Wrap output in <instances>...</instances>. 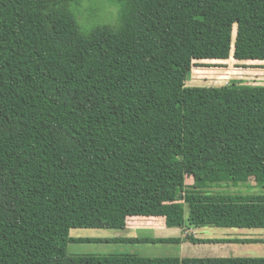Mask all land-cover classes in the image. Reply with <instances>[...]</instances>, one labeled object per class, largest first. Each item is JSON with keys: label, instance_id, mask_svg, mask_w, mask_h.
I'll return each mask as SVG.
<instances>
[{"label": "trees", "instance_id": "trees-1", "mask_svg": "<svg viewBox=\"0 0 264 264\" xmlns=\"http://www.w3.org/2000/svg\"><path fill=\"white\" fill-rule=\"evenodd\" d=\"M72 1L0 0V264H264L67 251L264 229L263 192L214 190L251 173L264 186V86L185 83L196 60H264V0H118L119 25L87 33ZM129 216L184 236H70Z\"/></svg>", "mask_w": 264, "mask_h": 264}, {"label": "rangeland", "instance_id": "rangeland-1", "mask_svg": "<svg viewBox=\"0 0 264 264\" xmlns=\"http://www.w3.org/2000/svg\"><path fill=\"white\" fill-rule=\"evenodd\" d=\"M70 9L78 19L87 15L94 23L87 33L97 25L117 26L120 23L123 4L118 0H73ZM190 76L185 81L188 86H220L231 84H250L264 86V60H236L232 56L227 60H196ZM191 182L188 178L187 183ZM214 190L229 193H264V186L258 184L255 174L251 173L248 180L239 186L221 184ZM155 229L154 231H156ZM183 231V230H182ZM153 232V231H151ZM149 229L139 230L137 235L147 236ZM170 235V232H164ZM184 232V231H183ZM182 232V233H183ZM188 232L200 238H238L249 239L239 242H191L184 240L178 243H101L71 242L67 251L70 254H114L133 252L143 256H181V257H227V256H264V229H235L221 227H205L190 229ZM128 231L109 230L103 228H74L70 236L77 238H107L108 236L130 235ZM262 239V240H258ZM256 240V241H255Z\"/></svg>", "mask_w": 264, "mask_h": 264}, {"label": "crops", "instance_id": "crops-1", "mask_svg": "<svg viewBox=\"0 0 264 264\" xmlns=\"http://www.w3.org/2000/svg\"><path fill=\"white\" fill-rule=\"evenodd\" d=\"M142 229H149L150 232L151 231H153V232L149 233L150 235H147V236L137 235L136 232H138L139 230H142ZM155 229H157V230L154 231ZM196 229H205V227L196 228ZM196 229H194V230H196ZM109 230H122L124 232L128 231V232H130L129 233L130 235L108 236L107 238H114V237L161 238V237H183L184 236V232L182 231L181 228L167 227L165 224L164 217L129 216L126 220L125 228H123V229H109ZM160 230H163L164 232H170L171 234L169 236L165 235V233H161ZM195 235H196V233H195ZM196 236H198V235H196ZM117 243H121V242H117ZM124 243H134L135 244V243H158V242H124ZM125 253H133V252H125ZM133 254H136V253H133ZM137 255H139V254H137ZM140 256H143V255H140ZM148 257H150V256H148ZM157 257H163V256H157ZM176 257H181V256L179 255Z\"/></svg>", "mask_w": 264, "mask_h": 264}, {"label": "clouds", "instance_id": "clouds-1", "mask_svg": "<svg viewBox=\"0 0 264 264\" xmlns=\"http://www.w3.org/2000/svg\"><path fill=\"white\" fill-rule=\"evenodd\" d=\"M77 23L83 30L86 31L92 26L94 22L85 14L78 19Z\"/></svg>", "mask_w": 264, "mask_h": 264}]
</instances>
